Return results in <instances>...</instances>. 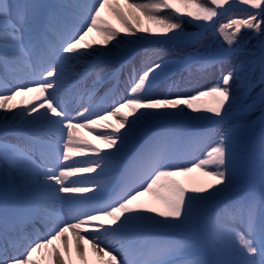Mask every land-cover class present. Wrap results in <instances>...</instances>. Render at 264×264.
<instances>
[{"label": "snow or ice", "instance_id": "obj_1", "mask_svg": "<svg viewBox=\"0 0 264 264\" xmlns=\"http://www.w3.org/2000/svg\"><path fill=\"white\" fill-rule=\"evenodd\" d=\"M0 113V264H264V0H0Z\"/></svg>", "mask_w": 264, "mask_h": 264}, {"label": "rangeland", "instance_id": "obj_2", "mask_svg": "<svg viewBox=\"0 0 264 264\" xmlns=\"http://www.w3.org/2000/svg\"><path fill=\"white\" fill-rule=\"evenodd\" d=\"M200 2L203 3L204 0H200ZM243 7L244 6L237 5L236 7H234L233 11L231 12V15L234 13H237V14L240 13L239 14L240 16L243 15V14H241L242 13L241 9ZM228 14L217 18V20H216L217 26H219L220 23H227L230 18H233L230 15L227 16ZM185 19H187V18H185ZM193 23H195V22L185 23L184 28L189 32L195 31V28L193 27ZM239 35H240V37L244 38V43L248 47H252L254 45H257V43H258V41L254 37V34L251 32V30L242 29L241 33ZM90 38H92V37H90ZM213 42H223V38L220 36L219 32L215 31V30L213 33H209L208 36L205 37L204 40H202L200 43H198L194 48L180 49V48H174V47L169 46L166 48L158 49L157 51L159 52L160 56H162L164 59H180L184 55H186L188 52L195 51L196 49L203 51L204 45H208V44L213 43ZM149 51H152V49H149ZM228 67H229L228 64L224 65L225 70H227ZM174 79L179 80L182 83V86L187 89V92H193L194 93L197 89H202L204 87L211 86L220 78L217 79L214 75V78L210 77L207 79H200L198 74L195 72V69L193 68L191 75L189 74L188 70H181L180 72H178L176 74V77ZM169 83H171V81ZM201 103H205V102L202 101ZM255 115H258V113ZM229 126H230V124L226 123L224 125H221L220 128H221V130H223L225 128H228ZM191 178L195 179L192 176H191ZM187 179H189V178H183L182 182H186Z\"/></svg>", "mask_w": 264, "mask_h": 264}, {"label": "bare ground", "instance_id": "obj_3", "mask_svg": "<svg viewBox=\"0 0 264 264\" xmlns=\"http://www.w3.org/2000/svg\"><path fill=\"white\" fill-rule=\"evenodd\" d=\"M43 2H45V3H55L56 2V0H43ZM142 2H145V3H147V2H149V0H142ZM242 11V10H241ZM162 15H172V13L170 12V10H166L165 12H163V13H161ZM240 13H234V14H232L231 15V12L227 15V16H232L233 18H238V17H240V18H242L244 15H245V13L242 11V13L241 14H243V15H239ZM105 15H107V14H105ZM110 18V17H109ZM113 23H115V21H113ZM123 35V34H122ZM92 38H95V33H93L92 34V36H91ZM96 46H99V45H94V47H96ZM196 46V45H195ZM169 47V46H168ZM166 48V47H165ZM143 55H144V53H143V51H141V52H139L136 56H134V58H133V60H132V63L133 64H135L137 67H139V65H140V62H141V60H142V58H143ZM227 64V63H226ZM225 64V65H226ZM118 65L117 64H115V63H113V62H108V63H104V64H101V65H99L98 66V68H97V70L99 71V69L100 68H115V67H117ZM83 70V66L81 65V66H78L77 67V71H82ZM129 71V68L128 67H125L124 68V71H123V74L121 75V79H123L124 78V75H126L127 74V72ZM214 75H215V77L218 79V78H220V72L219 71H215L214 72ZM214 75L212 76L213 78H214ZM176 77V76H175ZM174 77V78H175ZM170 82V81H169ZM168 82V83H169ZM89 83H91V80H89ZM181 85H182V83H181ZM111 85L110 84H105V85H103L100 89H99V92L96 94V96H97V99L99 98V97H103L104 96V94H105V91L110 87ZM121 87H123V86H121ZM164 91H167V86L166 85H162L161 86V89L160 90H158V92H157V95H160V94H162ZM181 91H184V92H187V89L186 88H184L183 86L181 87ZM36 94H32V96H35ZM31 97H18L17 98V101H20V100H24L25 102H27L29 99H30ZM63 99L66 101V102H68L69 100H70V97H69V95H68V92L67 91H65L64 93H63ZM203 102H207V103H210V100H204ZM37 103H39V101H37ZM125 112H127V109H125L124 110ZM0 114H4V113H0ZM74 114V113H73ZM110 123H111V121H110ZM101 131H110V129H101ZM123 131V130H122ZM78 136L79 137H81V138H83V139H86V140H88V141H90V143H91V145L92 146H95V147H98L99 149H101L102 151H101V154H103L104 152H106V151H109V149H107L106 148V146H105V144H103L100 140H97V139H94L93 138V135H90L86 130H83V129H81V130H78ZM5 140H7L8 142H15V137H13V136H11V135H9V136H7V137H5L4 135H0V141H5ZM77 159H82V158H77ZM0 162H2V161H0ZM87 175V174H86ZM92 175H94V174H92ZM191 176L193 177V178H198L199 177V174L198 173H192L191 174ZM183 178H185V177H179V178H177V179H180L181 181L183 180ZM144 199H146V200H150L151 198L150 197H145ZM38 227H42V226H39L38 225ZM116 255L119 257V253H116ZM91 259V258H90Z\"/></svg>", "mask_w": 264, "mask_h": 264}]
</instances>
